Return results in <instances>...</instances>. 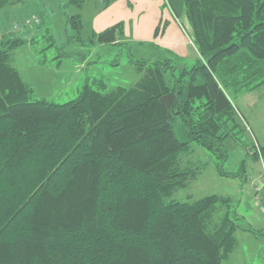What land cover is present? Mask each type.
Here are the masks:
<instances>
[{"label":"trees","instance_id":"obj_1","mask_svg":"<svg viewBox=\"0 0 264 264\" xmlns=\"http://www.w3.org/2000/svg\"><path fill=\"white\" fill-rule=\"evenodd\" d=\"M183 5L192 62L169 50L133 59L142 74L131 85L86 82L65 103L32 98L9 61L27 40L0 36V264H222L233 251L230 211L208 227L228 197L165 199L193 175L179 166L192 144L225 160L242 131L234 100L264 85V0ZM66 21L81 26L78 15ZM121 29L92 39L115 44ZM256 146L251 158L264 159Z\"/></svg>","mask_w":264,"mask_h":264},{"label":"rangeland","instance_id":"obj_2","mask_svg":"<svg viewBox=\"0 0 264 264\" xmlns=\"http://www.w3.org/2000/svg\"><path fill=\"white\" fill-rule=\"evenodd\" d=\"M69 1L11 0L0 8V36L13 32L27 40L10 50L9 61L30 87L32 98L65 103L76 98L86 82L103 81L106 89H111L137 81L142 73L131 60L155 58L152 49L138 48L123 37L118 38L115 44L92 39L85 18H79V28L72 21L62 20L78 12L79 6ZM90 2L85 0V8ZM32 16L42 18V24L23 28L20 23ZM181 20L186 22L184 16ZM14 25L18 27L15 29ZM238 104L240 109L236 107L241 110V115H248L247 123L252 130L240 119L242 131L227 139L225 160L192 144L181 155L179 166L192 170L193 175L179 178L171 196L165 201H193L212 194L228 197L229 206H219L212 224H208L212 228L213 223L228 210L238 227L234 249L222 264H264V192L257 196L255 191V182L260 176L255 162L263 158L253 160L249 154L253 148L257 149L256 135L259 143L264 144V85L244 91L238 98ZM173 130L182 139L178 122L173 123ZM242 163L244 167L240 170ZM219 170L240 174L228 177L220 175Z\"/></svg>","mask_w":264,"mask_h":264},{"label":"crops","instance_id":"obj_3","mask_svg":"<svg viewBox=\"0 0 264 264\" xmlns=\"http://www.w3.org/2000/svg\"><path fill=\"white\" fill-rule=\"evenodd\" d=\"M84 5L85 0L81 5H76L79 6L76 15L80 19L85 18L91 37L110 26L122 23L119 38L129 40L138 48L149 47L155 53V57L161 55L164 50H169L192 62L199 55L183 27L181 20L184 15L183 0H114L105 7L103 0H91L86 8ZM62 20L66 21L64 18ZM157 28L158 33L155 35ZM241 95L242 93L234 100L238 108L240 107L238 98ZM239 109L237 111L242 116ZM247 113L251 117L248 109ZM243 115L241 118L252 130L247 123L248 115ZM256 137L257 135L256 143H259ZM255 164L257 173H260L259 178L263 179L264 159L256 161Z\"/></svg>","mask_w":264,"mask_h":264},{"label":"built area","instance_id":"obj_4","mask_svg":"<svg viewBox=\"0 0 264 264\" xmlns=\"http://www.w3.org/2000/svg\"><path fill=\"white\" fill-rule=\"evenodd\" d=\"M38 23H39V18L37 16H32V17L25 18L24 21H22L20 24L23 28H25V27H30L31 24H38ZM17 27H18L17 25H14L15 29ZM255 183H256L255 184V191L257 193V196H259L262 194V192H264V178L263 179L258 178Z\"/></svg>","mask_w":264,"mask_h":264}]
</instances>
